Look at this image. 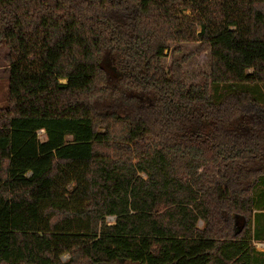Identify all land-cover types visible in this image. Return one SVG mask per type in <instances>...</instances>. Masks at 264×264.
<instances>
[{
	"label": "trees",
	"instance_id": "obj_1",
	"mask_svg": "<svg viewBox=\"0 0 264 264\" xmlns=\"http://www.w3.org/2000/svg\"><path fill=\"white\" fill-rule=\"evenodd\" d=\"M0 45V264H264V0H0Z\"/></svg>",
	"mask_w": 264,
	"mask_h": 264
},
{
	"label": "rangeland",
	"instance_id": "obj_2",
	"mask_svg": "<svg viewBox=\"0 0 264 264\" xmlns=\"http://www.w3.org/2000/svg\"><path fill=\"white\" fill-rule=\"evenodd\" d=\"M186 15L190 16L186 19L190 25H193L194 29L197 31L198 26H194V16L190 13V10L185 12ZM198 42L189 41L180 44H170L169 49L166 51V56L162 59V62L165 66H168L171 61L174 59H179L183 56L187 57V60L183 64V74H184V82L186 85L190 84H203L208 79V74L210 72V56L209 50L198 52L197 51ZM176 49V51H172ZM8 49L4 45H0V109L4 108L7 104L6 96H7V77H8V66L4 59ZM234 90L238 91H248L249 93L253 91L256 85H246V84H232L229 85ZM263 87L259 85L260 89ZM264 89V88H263ZM260 107V106H259ZM260 111V109H258ZM38 137L40 140H44L45 134L44 131H39ZM109 222H112V218L107 217ZM201 223L199 224V227ZM233 227H238V220L233 218ZM263 242H255V249L258 252H262L264 249ZM62 261H66L68 259V255L64 254L61 257ZM117 264V263H111Z\"/></svg>",
	"mask_w": 264,
	"mask_h": 264
},
{
	"label": "built area",
	"instance_id": "obj_3",
	"mask_svg": "<svg viewBox=\"0 0 264 264\" xmlns=\"http://www.w3.org/2000/svg\"><path fill=\"white\" fill-rule=\"evenodd\" d=\"M110 218H112L113 219V217H110ZM264 245V244H263Z\"/></svg>",
	"mask_w": 264,
	"mask_h": 264
}]
</instances>
